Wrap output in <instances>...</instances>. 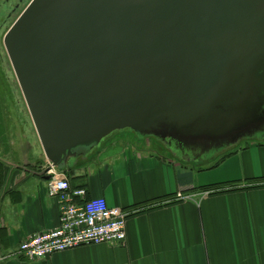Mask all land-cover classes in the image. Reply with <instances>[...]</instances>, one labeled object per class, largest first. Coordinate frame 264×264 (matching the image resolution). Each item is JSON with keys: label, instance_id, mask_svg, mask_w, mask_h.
Instances as JSON below:
<instances>
[{"label": "water", "instance_id": "1", "mask_svg": "<svg viewBox=\"0 0 264 264\" xmlns=\"http://www.w3.org/2000/svg\"><path fill=\"white\" fill-rule=\"evenodd\" d=\"M4 45L57 172L130 133L187 164L264 139V0H32Z\"/></svg>", "mask_w": 264, "mask_h": 264}, {"label": "crops", "instance_id": "2", "mask_svg": "<svg viewBox=\"0 0 264 264\" xmlns=\"http://www.w3.org/2000/svg\"><path fill=\"white\" fill-rule=\"evenodd\" d=\"M113 140L65 175L89 199L133 213L125 244L43 261L19 254L28 237L60 223L40 144L33 158L20 148L14 160L0 157V264H264V143L187 164L139 145L114 151Z\"/></svg>", "mask_w": 264, "mask_h": 264}, {"label": "built area", "instance_id": "3", "mask_svg": "<svg viewBox=\"0 0 264 264\" xmlns=\"http://www.w3.org/2000/svg\"><path fill=\"white\" fill-rule=\"evenodd\" d=\"M48 168L47 175L52 177L48 181L49 193L61 204L60 223L53 230L23 241L18 249L21 256L43 261L81 247L125 244L132 212L110 207L104 198L89 199L84 188H72L65 173L57 172L50 164Z\"/></svg>", "mask_w": 264, "mask_h": 264}, {"label": "rangeland", "instance_id": "4", "mask_svg": "<svg viewBox=\"0 0 264 264\" xmlns=\"http://www.w3.org/2000/svg\"><path fill=\"white\" fill-rule=\"evenodd\" d=\"M32 0H0V157L7 155L14 160L20 150L29 153L31 158L36 156L37 147L40 145L33 121L27 104L20 89L9 56L7 54L4 39L24 12ZM130 133V132H128ZM113 140L114 151L132 150V146H138V150L153 152L165 157L171 155L156 141L138 140L137 136L130 133L117 136ZM249 142L264 143V139L258 138ZM37 143V145H35Z\"/></svg>", "mask_w": 264, "mask_h": 264}]
</instances>
